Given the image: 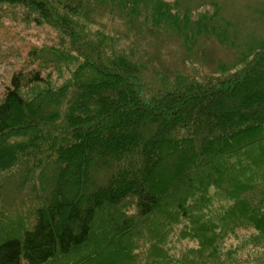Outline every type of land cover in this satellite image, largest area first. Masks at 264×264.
Segmentation results:
<instances>
[{"label":"trees","instance_id":"1","mask_svg":"<svg viewBox=\"0 0 264 264\" xmlns=\"http://www.w3.org/2000/svg\"><path fill=\"white\" fill-rule=\"evenodd\" d=\"M207 1L209 13L193 17ZM0 10L59 34L0 91V264H264V109L216 135L220 104L264 85V40L239 45L215 0H0ZM114 18L116 37L88 36ZM155 43L182 56L167 68ZM208 43L234 63L213 78L181 73ZM224 158L243 178L227 188L209 173ZM103 217L113 229L96 244Z\"/></svg>","mask_w":264,"mask_h":264},{"label":"rangeland","instance_id":"2","mask_svg":"<svg viewBox=\"0 0 264 264\" xmlns=\"http://www.w3.org/2000/svg\"><path fill=\"white\" fill-rule=\"evenodd\" d=\"M164 1L172 2L173 0ZM215 1L218 2V7H220L223 11L224 20H226L227 22L229 21L230 24L234 27L233 32L238 35L239 45L245 43L248 39L264 40V0ZM209 6L210 5L208 1L204 2L200 9L196 8L194 12H192L193 17L197 18L199 15L209 13ZM18 19V14L0 10V91L2 90L4 85L8 84V80L12 72L20 68V65L28 56L27 54L30 50L40 47L51 50V48H53L54 46H58L57 44L55 45V43H58V32L51 29L41 30L39 28L27 27L24 23L19 22ZM118 25H120L119 27L121 28V30L124 29V27L120 23L119 18H114V20L109 23L108 26H110L111 28L108 31H105L104 29H101L99 27L97 28L94 26H89L88 30L90 34H88V36H96L99 38H101L102 35L107 36V38L116 37V31H118V27L116 26ZM119 38L121 40L123 39L122 33L119 35ZM121 40L118 41L121 42ZM155 45L156 51L158 52L157 54H159L158 59H161V64L166 66L167 68H171L170 66H173L174 62H176L182 56V52H180L178 50V47L173 44L166 45L162 43H155ZM147 50L149 51V53H152V49ZM200 51L205 52L200 53L201 60H198L196 64L187 61L185 65L179 69L181 73L188 74L190 76H199V78L208 76L213 78L220 75V73L218 72L220 66L225 65V67H229V65H232L234 63V56L217 44L211 45L208 43L207 46L204 45L197 50V52ZM238 69H240V67H238ZM68 70L70 71L69 68ZM68 76V73H62L60 79L59 77L57 78L56 84L60 82V80H66ZM262 80H264V77H262ZM263 90L264 85L258 84L256 87L251 88V91H253L252 95L243 94V91L241 89L239 93L238 91L237 93H234L235 96L227 97V99L224 100L223 105H221L222 103L220 104L222 109L221 114L224 117V121L221 120L222 130L220 129L221 131H217L216 135H220L222 133L228 135L229 133L235 132L240 128L242 129L246 126L254 125L257 118L259 119L261 113H263L262 111L264 109V106L258 107V104L261 101L262 95L264 93ZM212 111L213 110L208 112L210 113ZM196 112H198V109H196ZM252 119L254 122L252 121ZM120 130L124 135H129L132 131L127 126H124V128L121 127ZM97 144L99 143H93V145ZM104 145L106 146V144ZM229 145H231V143H229ZM154 154L155 155L152 159L153 162H155L157 158L160 159L161 157L158 152H155ZM251 154H254V152ZM84 155L85 154H83L81 150L77 153L70 178H73L75 176L74 171L77 170V161L81 160V158L83 159ZM210 159H213V157L210 156L205 158L206 165L208 164ZM258 159L259 157H256L255 161H257ZM222 163H224V165H222V167H218V175L217 173L214 174V172L210 171L213 167L209 168L210 175L214 176L215 178L217 176H221L222 187L227 188L229 183L243 181L242 173L239 174L237 167L231 160L224 158ZM252 173L253 176H257V174L260 172L253 168ZM203 175L208 176L209 174L207 172H204ZM248 175L249 174L247 173V176ZM141 185L144 187L145 193L147 195H151L154 193V186L148 179L146 181H142ZM160 189L161 188H159V190ZM161 192L163 193L162 190ZM65 196H67V193H65ZM65 196L64 199L66 200ZM159 209L160 207H158L157 211ZM161 210L163 211L162 206ZM106 212L109 215L114 216V211L112 209L103 211V213ZM156 216L160 217L161 215L157 213ZM153 218L154 216H152V219ZM115 219L114 222H117ZM107 220V218L103 217L102 221L100 219V221L98 220L95 223L94 233L96 234L94 235L93 239L94 243L101 244L103 239L97 240L96 237L102 235L103 230L110 232V229H113L112 225H110L111 227H106L105 222ZM136 229L137 231L140 230L139 227H137ZM107 235L104 236V239H107L109 244H111L112 242L110 241V239H108L109 237L107 238ZM86 251L89 250H85L84 252Z\"/></svg>","mask_w":264,"mask_h":264}]
</instances>
